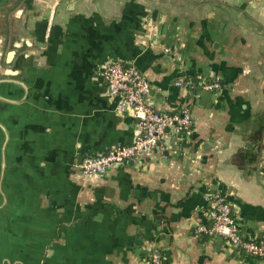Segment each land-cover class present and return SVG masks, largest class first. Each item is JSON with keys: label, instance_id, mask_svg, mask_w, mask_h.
I'll list each match as a JSON object with an SVG mask.
<instances>
[{"label": "crops", "instance_id": "1", "mask_svg": "<svg viewBox=\"0 0 264 264\" xmlns=\"http://www.w3.org/2000/svg\"><path fill=\"white\" fill-rule=\"evenodd\" d=\"M20 47H17V44ZM136 66L157 109L189 107L168 148L85 178L87 155L132 143L100 69ZM218 79L220 91L177 81ZM264 0H0V264H264L209 224L211 194L264 239ZM264 144V132L262 137Z\"/></svg>", "mask_w": 264, "mask_h": 264}, {"label": "built area", "instance_id": "2", "mask_svg": "<svg viewBox=\"0 0 264 264\" xmlns=\"http://www.w3.org/2000/svg\"><path fill=\"white\" fill-rule=\"evenodd\" d=\"M100 75L107 84V93L116 103V110L124 113L128 110L138 121L139 130L132 143L116 145L105 152L87 155L79 164L81 175L85 178L101 175L124 162H138L146 154L168 148V140L187 131L193 122L189 107L171 112L160 110L147 100L151 83L134 65L121 61H108L100 69ZM195 83L209 91H220L218 79L207 81L199 76L197 82L191 79L177 81L180 87L193 88ZM210 203L207 209L209 224L197 225L196 234H218L235 248L246 253L264 257V239H245L234 214L233 207L223 194L207 196ZM150 264H164L163 255L158 247H152L149 254Z\"/></svg>", "mask_w": 264, "mask_h": 264}, {"label": "trees", "instance_id": "3", "mask_svg": "<svg viewBox=\"0 0 264 264\" xmlns=\"http://www.w3.org/2000/svg\"><path fill=\"white\" fill-rule=\"evenodd\" d=\"M258 117L259 118L255 123L253 132L248 137V140L251 144L248 147H244L243 149L239 150L232 159L233 163L239 167L244 168L246 165L255 162L258 158L261 148L264 147V144H262L264 119L261 116Z\"/></svg>", "mask_w": 264, "mask_h": 264}, {"label": "water", "instance_id": "4", "mask_svg": "<svg viewBox=\"0 0 264 264\" xmlns=\"http://www.w3.org/2000/svg\"><path fill=\"white\" fill-rule=\"evenodd\" d=\"M16 45H17V47H20V45H18V43Z\"/></svg>", "mask_w": 264, "mask_h": 264}]
</instances>
